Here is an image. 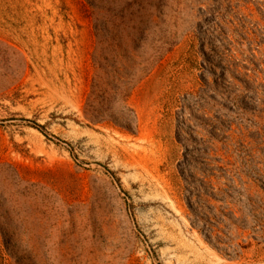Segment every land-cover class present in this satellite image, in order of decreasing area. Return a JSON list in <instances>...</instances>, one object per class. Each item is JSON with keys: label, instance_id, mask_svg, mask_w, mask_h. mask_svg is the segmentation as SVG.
I'll list each match as a JSON object with an SVG mask.
<instances>
[{"label": "rangeland", "instance_id": "374dc122", "mask_svg": "<svg viewBox=\"0 0 264 264\" xmlns=\"http://www.w3.org/2000/svg\"><path fill=\"white\" fill-rule=\"evenodd\" d=\"M0 264H264V0H0Z\"/></svg>", "mask_w": 264, "mask_h": 264}]
</instances>
